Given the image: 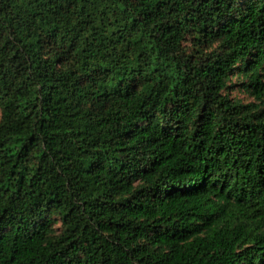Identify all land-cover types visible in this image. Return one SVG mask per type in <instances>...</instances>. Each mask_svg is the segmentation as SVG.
Returning a JSON list of instances; mask_svg holds the SVG:
<instances>
[{"label": "trees", "instance_id": "16d2710c", "mask_svg": "<svg viewBox=\"0 0 264 264\" xmlns=\"http://www.w3.org/2000/svg\"><path fill=\"white\" fill-rule=\"evenodd\" d=\"M0 264H264V0H0Z\"/></svg>", "mask_w": 264, "mask_h": 264}, {"label": "rangeland", "instance_id": "374dc122", "mask_svg": "<svg viewBox=\"0 0 264 264\" xmlns=\"http://www.w3.org/2000/svg\"><path fill=\"white\" fill-rule=\"evenodd\" d=\"M229 93H231V97H232V98L242 100L243 102H248V101H250V99L247 98V97L245 96V94H243V93H241V92H239V91H237V90L230 91Z\"/></svg>", "mask_w": 264, "mask_h": 264}]
</instances>
